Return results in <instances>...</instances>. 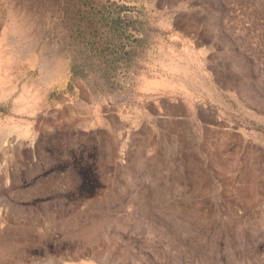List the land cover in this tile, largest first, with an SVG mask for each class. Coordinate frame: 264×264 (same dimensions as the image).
Masks as SVG:
<instances>
[{
  "label": "rangeland",
  "instance_id": "374dc122",
  "mask_svg": "<svg viewBox=\"0 0 264 264\" xmlns=\"http://www.w3.org/2000/svg\"><path fill=\"white\" fill-rule=\"evenodd\" d=\"M0 264H264V0H0Z\"/></svg>",
  "mask_w": 264,
  "mask_h": 264
}]
</instances>
